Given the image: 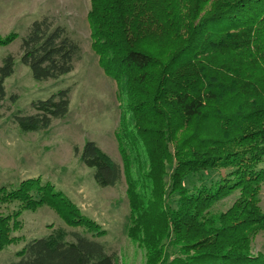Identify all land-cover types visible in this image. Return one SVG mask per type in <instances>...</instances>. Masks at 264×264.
I'll return each instance as SVG.
<instances>
[{"label": "trees", "instance_id": "16d2710c", "mask_svg": "<svg viewBox=\"0 0 264 264\" xmlns=\"http://www.w3.org/2000/svg\"><path fill=\"white\" fill-rule=\"evenodd\" d=\"M88 18L92 48L122 92V165L93 141L82 160L103 188L125 179L129 234L146 264H264L253 253L264 232V0H91ZM21 50L38 81L71 73L82 56L48 18L33 23ZM15 62L10 54L0 66V106ZM70 105L60 91L17 122L47 130ZM13 204L19 210L4 214ZM44 205L75 231L33 239L12 264H116L96 239L104 231L39 180L0 188V252L19 240L23 212Z\"/></svg>", "mask_w": 264, "mask_h": 264}, {"label": "rangeland", "instance_id": "374dc122", "mask_svg": "<svg viewBox=\"0 0 264 264\" xmlns=\"http://www.w3.org/2000/svg\"><path fill=\"white\" fill-rule=\"evenodd\" d=\"M90 11L91 0H0V37L15 35L13 41L0 46V66L10 54L16 61L14 74L6 80V99L0 106V188L13 191L26 180H39L104 231L96 239L108 254L115 255L116 264H146V250L129 234L131 207L125 179L115 187L103 188L96 181V170L82 160L86 143L93 141L122 165V92L118 82L105 73L92 48ZM44 18L64 27L80 43L82 56L71 73L38 81L22 62L21 48L33 23ZM64 90L69 91L71 99L65 118L54 121L47 130L27 132L20 127L18 116L33 115L35 102ZM260 198L264 210V183ZM233 199L225 198L216 209H227ZM17 210L19 207L13 204L3 213ZM21 221L22 228L14 233L19 240L0 252V264L17 261L27 243L52 230L75 231L47 205L24 211ZM79 231L87 230L82 227ZM93 234L87 232L90 237ZM253 253L264 256V232L257 237Z\"/></svg>", "mask_w": 264, "mask_h": 264}]
</instances>
